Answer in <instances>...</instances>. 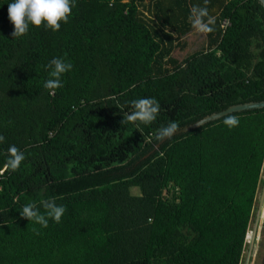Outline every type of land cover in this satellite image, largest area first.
Listing matches in <instances>:
<instances>
[{"label": "trees", "instance_id": "trees-1", "mask_svg": "<svg viewBox=\"0 0 264 264\" xmlns=\"http://www.w3.org/2000/svg\"><path fill=\"white\" fill-rule=\"evenodd\" d=\"M8 2L0 0V264H240L262 183L264 108L230 114L240 122L231 130L227 115L155 147L170 122L264 100L260 2L75 0L58 31L30 26L20 38ZM194 7H207L214 30L187 52ZM54 57L73 67L50 90L44 66ZM145 97L160 104L156 120L128 121ZM13 145L25 159L5 170ZM45 200L65 206L60 223L20 216L29 203L43 214Z\"/></svg>", "mask_w": 264, "mask_h": 264}, {"label": "clouds", "instance_id": "clouds-1", "mask_svg": "<svg viewBox=\"0 0 264 264\" xmlns=\"http://www.w3.org/2000/svg\"><path fill=\"white\" fill-rule=\"evenodd\" d=\"M7 16L13 25L12 36L20 38L27 34L30 26L39 27L43 24L46 29L58 31L61 22L67 23L75 5V0H10L7 3ZM207 18V19H205ZM193 26L200 32L210 33L214 30V19L209 16L207 7H194L192 9ZM49 79L45 80L44 87L46 89L55 90L62 88V77L69 72L73 65L64 59L54 57L45 66ZM133 111L127 114V120L130 122L139 121L145 125L151 124L156 120L160 111V104L154 98H140L132 102ZM224 125L230 130L239 125V120L235 116H228L223 121ZM178 130L175 122H170L167 126L161 127L157 132V139L160 141L171 138ZM4 140L0 136V142ZM9 156L5 164V170L16 171L21 162L25 159V154L16 146H10L8 149ZM45 212L42 214L39 209L32 203L25 205L20 216L39 224L42 228L48 227L49 218L60 223L61 217L66 211L64 205H57L54 200H45L42 203Z\"/></svg>", "mask_w": 264, "mask_h": 264}, {"label": "water", "instance_id": "water-1", "mask_svg": "<svg viewBox=\"0 0 264 264\" xmlns=\"http://www.w3.org/2000/svg\"><path fill=\"white\" fill-rule=\"evenodd\" d=\"M258 1L260 2V4L262 5V7L264 9V0H258ZM262 108H264V100L247 101V102H243V103L232 104V105H230V106H228V107H226L220 111L212 112L210 114H207V115L201 117L200 119H198L194 122H191L189 124H186L184 126L179 127L178 130L176 131V133L172 137L187 133L190 130L198 129V128L206 125L207 123H210L212 121H216L222 117H225V116L233 114V113L249 111V110H254V109H262ZM164 141L165 140L160 141L156 145L155 149L158 148L160 146V144ZM263 208H264V179H263V188H262V193H261V197L259 200V205H258L257 212H256L254 226H253V229L251 230L253 237H255V235L258 234V225H260L259 222L262 219V217L264 216ZM246 243L248 245H247V253H246L244 264H250L254 247L256 245V248H257V244L255 243L254 239L247 240V237H246Z\"/></svg>", "mask_w": 264, "mask_h": 264}, {"label": "rangeland", "instance_id": "rangeland-1", "mask_svg": "<svg viewBox=\"0 0 264 264\" xmlns=\"http://www.w3.org/2000/svg\"><path fill=\"white\" fill-rule=\"evenodd\" d=\"M143 14L146 15L147 14V10L144 9L143 10ZM204 38H205L204 33L200 32L196 28H194L192 30V32L187 36V40H188V43H189V48H188L187 52H192L194 50H198L201 47V45H203ZM174 54L179 55V57L183 59V57L186 55V52L178 54V52L175 51ZM260 178L262 180V183L259 184L258 190H257V194H256V197H255L254 206H253V210H252V214H251L250 222H249V226H248V232L249 233H251V230H252L254 222H255L256 212H257V208H258V205H259V200H260L261 193H262L263 179H264V168L261 171ZM131 192L134 195L140 194V190L137 187L131 188ZM263 210H264V208H263ZM248 232H247V235H248ZM259 233H260V235H259V243L257 245L258 246L257 247V252H256V245H255V248H254V251H253L254 257L251 258V264H264V222H263V228L260 230ZM247 245L248 244L245 243L243 254H242V259H241L240 264H244L246 253H247ZM254 261H255V263H254Z\"/></svg>", "mask_w": 264, "mask_h": 264}, {"label": "flooded vegetation", "instance_id": "flooded-vegetation-1", "mask_svg": "<svg viewBox=\"0 0 264 264\" xmlns=\"http://www.w3.org/2000/svg\"><path fill=\"white\" fill-rule=\"evenodd\" d=\"M263 222H264V216L262 217V219L260 220V222H259V224L260 225H258V235H257V245H258V243H259V235H260V230L263 228ZM254 226V225H253ZM253 229V228H252ZM258 247V246H257ZM256 252H257V248H256ZM254 263H255V261H254Z\"/></svg>", "mask_w": 264, "mask_h": 264}, {"label": "bare ground", "instance_id": "bare-ground-1", "mask_svg": "<svg viewBox=\"0 0 264 264\" xmlns=\"http://www.w3.org/2000/svg\"><path fill=\"white\" fill-rule=\"evenodd\" d=\"M258 235V234H257ZM257 235H255V237L252 236V232L249 233L248 232V235H247V240H250V239H254L255 243L257 242ZM255 248V247H254ZM254 251V250H253ZM252 257H254L253 253H252ZM251 257V258H252ZM255 259V258H254ZM250 264H251V261H250Z\"/></svg>", "mask_w": 264, "mask_h": 264}, {"label": "built area", "instance_id": "built-area-1", "mask_svg": "<svg viewBox=\"0 0 264 264\" xmlns=\"http://www.w3.org/2000/svg\"><path fill=\"white\" fill-rule=\"evenodd\" d=\"M229 24V22L225 19L222 23V27H226ZM4 169L0 171V173H3Z\"/></svg>", "mask_w": 264, "mask_h": 264}]
</instances>
